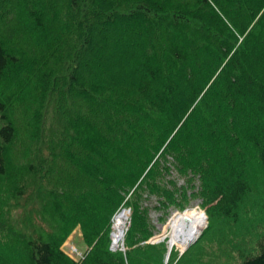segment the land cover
Instances as JSON below:
<instances>
[{"label":"trees","instance_id":"16d2710c","mask_svg":"<svg viewBox=\"0 0 264 264\" xmlns=\"http://www.w3.org/2000/svg\"><path fill=\"white\" fill-rule=\"evenodd\" d=\"M0 264H264V0H0Z\"/></svg>","mask_w":264,"mask_h":264},{"label":"bare ground","instance_id":"6f19581e","mask_svg":"<svg viewBox=\"0 0 264 264\" xmlns=\"http://www.w3.org/2000/svg\"><path fill=\"white\" fill-rule=\"evenodd\" d=\"M126 215V213H123ZM204 213L198 211L184 212L177 216L171 223L169 238L173 245H180L184 249L204 230L206 220ZM121 215L115 224L112 234V244L117 248L119 243H123L128 216ZM117 218V217H116ZM115 222V221H114ZM114 235V239H113Z\"/></svg>","mask_w":264,"mask_h":264},{"label":"rangeland","instance_id":"374dc122","mask_svg":"<svg viewBox=\"0 0 264 264\" xmlns=\"http://www.w3.org/2000/svg\"><path fill=\"white\" fill-rule=\"evenodd\" d=\"M128 211H130V209H128V208H123L122 210H120L119 212H117L116 214H115V216H114V218H113V220H112V222H113V229H114V227H115V224H116V221H117V219L121 216V215H125V214H123V213H126V217L128 216V222H127V225H126V229L128 230V228H129V223H130V216H131V211L130 212H128ZM192 211H198V212H201V213H204L203 215H204V217H206V218H208V216H207V214H206V210L204 209V208H202L201 206H200V202H194L193 203V207H190L188 210H186V211H184V212H192ZM180 214H182V213H176V212H174L173 214H172V218H170L169 219V221H168V223H166L165 225H160L158 222H157V216L156 215H154L153 216V218H154V224L155 225H157V228H158V230H159V233L153 238L154 239V241H153V239H152V241H153V243H159V241L163 238L162 236H167V238H168V243H169V240H170V236L168 235L169 234V232H170V226H171V223L177 218V216L178 215H180ZM117 217V218H116ZM115 221V222H114ZM208 220H206V225H205V228H204V230L206 229V227H208ZM203 230V231H204ZM114 231V233H115V230H113ZM125 233H126V230H125ZM112 234H113V232H112ZM111 238H112V235H111ZM166 238V239H167ZM113 239H114V235H113ZM165 239V240H166ZM161 242V241H160ZM172 242V241H171ZM113 243V242H112ZM119 246L118 247H121L122 246V244L121 243H119L118 244ZM112 246V245H111ZM177 248H178V250H179V252L181 253V254H183V252H184V248L182 247V246H180V245H175ZM174 246V247H175ZM72 247H76L78 250H79V252H80V254L81 255H83L84 256V254H85V252L87 251V246H86V244L84 243V241H83V239H82V235H81V230H80V228H78V229H76L73 233H72V235L70 236V238L67 240V242L64 244V246H63V249H64V251L69 255V257L70 258H75V261H79L80 260V257H77V256H75V255H72V253H71V248ZM121 249V250H120ZM120 249H118L117 251H119V252H124V250H122V247L120 248ZM82 259V258H81Z\"/></svg>","mask_w":264,"mask_h":264},{"label":"water","instance_id":"95a60500","mask_svg":"<svg viewBox=\"0 0 264 264\" xmlns=\"http://www.w3.org/2000/svg\"><path fill=\"white\" fill-rule=\"evenodd\" d=\"M205 220H208V218H206L205 217ZM207 228V227H206ZM203 230H202V232L194 239V240H192V242H190V244L188 245V246H186V248L184 249V252H186L192 245H194L200 238H201V236H202V234H203ZM124 236H125V234H124ZM163 238L160 240L161 242L162 241H164L166 238H167V236L165 235V236H162ZM153 241H154V239H153ZM152 241V242H153ZM159 241V242H160ZM169 251H172V249H173V247H174V245H173V243L171 242V240H169ZM183 252V253H184Z\"/></svg>","mask_w":264,"mask_h":264},{"label":"built area","instance_id":"2783aa9c","mask_svg":"<svg viewBox=\"0 0 264 264\" xmlns=\"http://www.w3.org/2000/svg\"><path fill=\"white\" fill-rule=\"evenodd\" d=\"M128 212H130V211H128ZM131 214V213H130ZM129 225H130V223H129ZM128 230L126 229V232H127ZM122 250H124L125 251V247H124V240H123V243H122ZM121 247H117V248H115L114 246H113V244H112V246H111V250L112 251H114V252H116L118 249H120ZM121 250V249H120ZM71 253H72V255H75V256H77V257H80V259L83 257V255H81L80 254V252H79V250L76 248V247H72L71 248ZM74 260H75V258H73Z\"/></svg>","mask_w":264,"mask_h":264}]
</instances>
